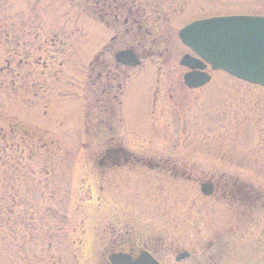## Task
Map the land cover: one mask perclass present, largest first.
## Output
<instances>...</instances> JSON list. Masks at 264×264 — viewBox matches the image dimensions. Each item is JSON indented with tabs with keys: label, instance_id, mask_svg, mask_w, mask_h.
Listing matches in <instances>:
<instances>
[{
	"label": "rangeland",
	"instance_id": "1",
	"mask_svg": "<svg viewBox=\"0 0 264 264\" xmlns=\"http://www.w3.org/2000/svg\"><path fill=\"white\" fill-rule=\"evenodd\" d=\"M112 1L0 0V264H105L107 241L126 232L195 252L174 264H264V88L219 72L186 89L178 61L189 52L174 35L203 18L264 16V0H177L167 13L179 55L159 84L158 57L126 76L107 57L87 83L112 38L87 14L113 21ZM113 145L140 161L102 169ZM235 183L260 194L253 211L231 197Z\"/></svg>",
	"mask_w": 264,
	"mask_h": 264
},
{
	"label": "flooded vegetation",
	"instance_id": "2",
	"mask_svg": "<svg viewBox=\"0 0 264 264\" xmlns=\"http://www.w3.org/2000/svg\"><path fill=\"white\" fill-rule=\"evenodd\" d=\"M155 2V0H114V31H111L112 38L110 39L109 45L103 48V51L96 54L93 58V61L90 63L91 73L89 75V79L91 77V74H94V72H96L97 67H102L105 72L108 70V64H111V60H115L112 58H114L115 53H117L118 51V49L115 48V45L120 41H129V45H126L127 47H125V49H132L138 56V58L140 60L142 59L141 61L143 62V65L145 63V60L148 58L150 59L153 57H158L161 60L162 67H159L156 71V84H159L161 82L160 78L163 67H170L169 64L171 59L173 57H175L176 59L179 55L177 53L179 49L173 48V41L175 38L174 35L176 36V39L180 43L181 47L185 48V50H187L191 54L190 50L181 43L178 37L179 31L190 23L183 25V27L177 31V34L171 32L172 18L169 16V13H167V10L170 6L176 3L177 0H165V3H158V6L154 4ZM178 5H180V0H178ZM162 26L163 28H161ZM142 44L143 46L140 47V45ZM186 54L188 53H183L178 61V66L185 70V72L182 73L183 75L181 74V72H179V74L180 76L182 75L185 88L188 90H192L184 83V76L189 72V70L186 67L181 66L180 64L182 58ZM107 57L112 58L110 60ZM154 64H157V62ZM174 66L175 68L177 67V65ZM131 70H133V68L125 67L121 64L115 63V72L117 73L118 71H120V74L126 76L127 71L130 72ZM205 71L212 76V80L213 74L219 73L212 71L210 66H208ZM101 75L102 74L99 72L98 77L100 78ZM106 77L110 78L107 74ZM94 85L96 84L94 83ZM157 87L158 86H156L155 106H157V94L159 93V88ZM205 87L193 90H201ZM130 158H134L135 160L140 161L137 159L138 156L125 150L120 145H113V148H106V150L103 151V155L99 157L97 162L99 167H101L102 169L111 170L119 169L122 166H127L128 164L132 163V160L130 161ZM143 161L145 162L147 167L151 169L161 170L165 172L171 171L173 173H184V171H180V167L174 165L175 160H173V163H171L172 160L170 161L169 159L163 160V163L153 161V159ZM169 163H171L172 165ZM233 186H236V191L230 192L233 200L237 201L239 205L244 206L246 212L253 211V208L257 206L261 201L260 194L250 189L247 195L243 193V187H239L236 183L233 184ZM250 194H253L254 196L249 197ZM262 205L264 207V202H262ZM166 240L169 239H166L165 237L157 238L155 236H145L141 233L139 234L136 232H126L124 234L118 235V237H114L112 239L110 238L107 241L108 245L105 250V252L107 253L105 264H112L110 258L115 254H126L129 255L133 260H136L143 253H147L159 264H174L175 262L181 263L186 259H191L194 256L195 252L193 251H187L185 248H175V244H177L175 240H172L171 246L167 245ZM187 253L188 257L186 259L178 260V258L181 257L182 254Z\"/></svg>",
	"mask_w": 264,
	"mask_h": 264
},
{
	"label": "water",
	"instance_id": "3",
	"mask_svg": "<svg viewBox=\"0 0 264 264\" xmlns=\"http://www.w3.org/2000/svg\"><path fill=\"white\" fill-rule=\"evenodd\" d=\"M181 43L190 49L195 57L186 54L180 64L190 71L184 76V83L191 89L201 88L211 81L204 72L208 65L213 71H223L230 76L264 87V16H223L198 20L179 31ZM115 61L130 68L141 65L132 50L116 53ZM204 196H211L214 186H201ZM188 257L182 254L178 260ZM112 264H159L149 254L143 253L133 260L126 254L111 256Z\"/></svg>",
	"mask_w": 264,
	"mask_h": 264
},
{
	"label": "trees",
	"instance_id": "4",
	"mask_svg": "<svg viewBox=\"0 0 264 264\" xmlns=\"http://www.w3.org/2000/svg\"><path fill=\"white\" fill-rule=\"evenodd\" d=\"M97 1V0H96ZM156 2L154 4H156V6H158V3H165V0H155ZM108 2V0H102V4L103 6H106V3ZM72 3L76 6L75 4V0H72ZM110 6V5H109ZM112 8H113V12H111V18L113 19V21H110V18L108 15H106L103 11H96L94 12V10H91V13L88 14L90 17L95 18L101 22H103L104 24H106L109 28H111L112 30H114V0L112 1ZM98 14V15H97ZM110 14V13H109ZM97 15V16H96ZM163 28V26L161 27ZM129 45V41L126 42H117L115 45L116 49H125V47ZM142 45H140V47H142ZM121 94V92H120ZM117 101V99H116ZM111 114L114 112L113 110H110ZM113 115V114H112Z\"/></svg>",
	"mask_w": 264,
	"mask_h": 264
}]
</instances>
